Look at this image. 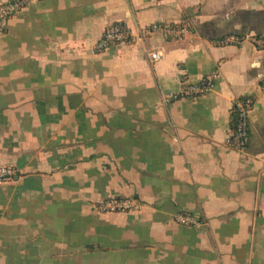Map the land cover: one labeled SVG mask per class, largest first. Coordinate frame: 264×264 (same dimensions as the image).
I'll return each mask as SVG.
<instances>
[{"label": "crops", "instance_id": "obj_1", "mask_svg": "<svg viewBox=\"0 0 264 264\" xmlns=\"http://www.w3.org/2000/svg\"><path fill=\"white\" fill-rule=\"evenodd\" d=\"M9 0H0V5ZM188 35L98 52L113 21ZM238 45L216 41L227 34ZM264 0H30L0 33V264H264ZM159 51L152 61L149 53ZM216 72L204 95L167 104ZM250 95V141L225 143ZM112 197L137 210L100 212ZM178 214L199 218L183 225Z\"/></svg>", "mask_w": 264, "mask_h": 264}, {"label": "built area", "instance_id": "obj_2", "mask_svg": "<svg viewBox=\"0 0 264 264\" xmlns=\"http://www.w3.org/2000/svg\"><path fill=\"white\" fill-rule=\"evenodd\" d=\"M30 0H9L0 5V33L4 30L7 21L20 10H22ZM191 24L187 20L177 23H159L154 22L140 29L139 34L134 35L130 28L122 21H113L108 24L100 37L94 44V49L98 52L120 44H132L143 36L153 33H160L164 38L180 39L190 33ZM251 43L259 49H264V36L252 35L248 37ZM246 38L237 34H227L219 39L220 45H238ZM150 59L154 62L160 59L159 51L149 53ZM216 72H210L202 76L199 80L191 83L184 82L177 92L164 94L162 102L169 103L178 98H191L207 94L216 78ZM260 87L264 90V78L260 81ZM253 105V98L250 95H243L233 99L231 114L233 117V129L228 133L225 143L228 147L235 150L245 149L250 141L249 133V114ZM16 174V170L11 166H0V184L11 180ZM141 207L140 202L132 197H112L103 199L95 205L100 212H118L137 210ZM176 221L183 225H198L199 218L190 214H178Z\"/></svg>", "mask_w": 264, "mask_h": 264}]
</instances>
